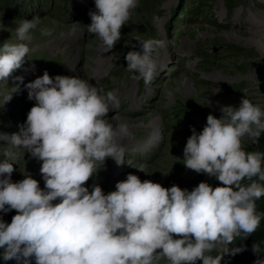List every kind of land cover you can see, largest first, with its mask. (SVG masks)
Masks as SVG:
<instances>
[{
	"label": "clouds",
	"instance_id": "obj_1",
	"mask_svg": "<svg viewBox=\"0 0 264 264\" xmlns=\"http://www.w3.org/2000/svg\"><path fill=\"white\" fill-rule=\"evenodd\" d=\"M88 32L109 51L121 38L139 0H94ZM40 17L21 18L15 40L0 44V82L17 68L30 51L33 30ZM49 36L52 29H40ZM139 50L124 56L127 70L150 83L164 67L152 58L164 41L144 39ZM22 79V77H17ZM33 100L19 132H0L10 145L0 160V212L17 210L11 222L0 217V260L17 264H221L225 253L235 255L243 246L228 247L236 237L252 234L264 218L256 200L264 195V152L247 151L243 138L258 140L264 133V107L243 96L238 106L221 105L222 115L207 114L200 131L191 128L183 148V165L215 176V187L201 181L192 190L175 184L163 187L133 173L105 193L99 184L85 185L111 157L122 163L120 140L130 135L126 122L110 120L118 107L112 91L104 93L77 75L47 70L26 82ZM12 88L3 103L12 99ZM206 104L211 102L206 100ZM0 104V105H2ZM41 161L44 187L30 174L13 181L11 173L19 152ZM175 234V235H174ZM221 247V254L212 255ZM252 264H264L260 243Z\"/></svg>",
	"mask_w": 264,
	"mask_h": 264
},
{
	"label": "rangeland",
	"instance_id": "obj_2",
	"mask_svg": "<svg viewBox=\"0 0 264 264\" xmlns=\"http://www.w3.org/2000/svg\"><path fill=\"white\" fill-rule=\"evenodd\" d=\"M91 11H95L94 0H0V44L15 40L19 19L38 15L41 20L27 42L30 51L22 65L0 82V104L19 85L12 99L0 105V132H19L26 120L34 103L27 98L26 82L43 70L49 76L77 75L104 93L115 94L118 107L111 108L107 118L126 122L130 131L120 140L123 162L106 158L85 182L89 191L93 184H99L105 193L115 190L116 182L126 179L128 173L166 188L175 184L192 190L201 181L213 187L222 184L215 176L186 168L183 148L191 128L200 131L207 114L222 115L221 105L238 106L246 96L264 107V0H139L121 27L120 40L109 51L88 32ZM256 14L261 16L259 21ZM44 27L52 29V34L41 35ZM150 38L164 41L151 53L158 67H164L146 84L135 78L137 73L127 70L124 56L129 50H138V40ZM259 139L245 137L242 145L247 151L254 150ZM9 147L7 141L0 140V160H11L4 155ZM40 165L41 161L21 150L11 178L15 182L30 174L43 188ZM12 210L15 215L17 210ZM235 239L229 248L239 246ZM222 251L217 247L211 254ZM227 254L221 264H227ZM0 264L17 262L0 260Z\"/></svg>",
	"mask_w": 264,
	"mask_h": 264
},
{
	"label": "trees",
	"instance_id": "obj_3",
	"mask_svg": "<svg viewBox=\"0 0 264 264\" xmlns=\"http://www.w3.org/2000/svg\"><path fill=\"white\" fill-rule=\"evenodd\" d=\"M254 150H259L264 152V133L260 136L258 144L255 145ZM256 206L258 212H264V195H262L259 199L256 200ZM13 210L9 211L4 220L6 222H11V218ZM1 217H3V213L0 212ZM236 244L239 246H243L244 250L242 254H227L225 255L224 261L227 264H252L253 260L257 258V254L252 251V245L254 242L260 243V255L264 256V218L260 221V226L247 237H236ZM23 264V261L20 262ZM32 264H35V260L33 259Z\"/></svg>",
	"mask_w": 264,
	"mask_h": 264
},
{
	"label": "bare ground",
	"instance_id": "obj_4",
	"mask_svg": "<svg viewBox=\"0 0 264 264\" xmlns=\"http://www.w3.org/2000/svg\"><path fill=\"white\" fill-rule=\"evenodd\" d=\"M251 16H252V14H251ZM251 16H249L250 18H251ZM253 17V16H252ZM261 18V16L260 15H258V14H256L255 15V19L257 20V21H259V19ZM252 19V18H251ZM159 53H160V55H163V53H161L160 51H159ZM99 62V61H98ZM98 62H96L97 64H98ZM99 65V64H98ZM101 65V64H100ZM100 68V67H99ZM95 69V68H94ZM97 70V69H96ZM96 74V73H95ZM157 120V119H156ZM153 126H154V124H153ZM158 137V132L156 131V130H154V132H153V138L154 139H156Z\"/></svg>",
	"mask_w": 264,
	"mask_h": 264
},
{
	"label": "water",
	"instance_id": "obj_5",
	"mask_svg": "<svg viewBox=\"0 0 264 264\" xmlns=\"http://www.w3.org/2000/svg\"><path fill=\"white\" fill-rule=\"evenodd\" d=\"M137 47H138V50H139V45Z\"/></svg>",
	"mask_w": 264,
	"mask_h": 264
}]
</instances>
